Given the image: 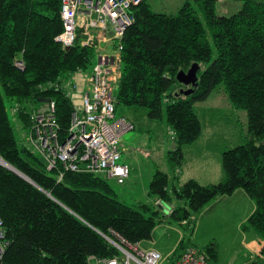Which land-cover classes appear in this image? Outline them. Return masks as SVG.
<instances>
[{
	"label": "trees",
	"instance_id": "trees-1",
	"mask_svg": "<svg viewBox=\"0 0 264 264\" xmlns=\"http://www.w3.org/2000/svg\"><path fill=\"white\" fill-rule=\"evenodd\" d=\"M191 1L176 14L156 12L147 0L135 9L136 21L122 39L117 100L147 108L154 120L166 110L176 144L171 159L180 167L184 147L202 133L194 103L223 84L232 103L249 116L247 142L222 153L224 180L203 185L189 179L179 187L174 182L171 189L169 175L157 170L149 191L156 200L184 201L168 216L190 228L197 220L194 212L245 191L254 210L244 229L264 240V1L235 0L243 7L231 16L218 14V0H194L197 6ZM60 9L61 0H0V157L33 181L0 164V215L9 240L5 264H88L93 255L114 257L120 252L106 239L114 231L140 243L151 239L163 221L158 209L146 204L140 211L120 201L100 174L67 171L59 181L57 170L49 171L29 147L18 145L4 96L18 103L16 111L28 130L34 107L55 100L60 134L66 137L74 106L64 86L96 61L94 47L82 45L80 38L70 47L57 41L64 28ZM20 60L24 69L16 65ZM194 64L197 87L186 95L192 85L179 82L177 75ZM24 103L35 105L29 112ZM183 240L169 260L190 246ZM204 252L210 261L215 256L212 246Z\"/></svg>",
	"mask_w": 264,
	"mask_h": 264
},
{
	"label": "rangeland",
	"instance_id": "rangeland-1",
	"mask_svg": "<svg viewBox=\"0 0 264 264\" xmlns=\"http://www.w3.org/2000/svg\"><path fill=\"white\" fill-rule=\"evenodd\" d=\"M147 1L154 11L168 14H176L186 2V0ZM191 2L197 6L194 0ZM242 7V1L218 0L217 12L220 15L231 16ZM208 40L213 49V58H215L216 49L210 32ZM108 49H112V46H108ZM65 89L68 90V87L66 86ZM114 95H118V87L115 88ZM4 101L14 126L18 145L21 148H30L26 140L27 125L20 119L16 111L18 103L6 96H4ZM21 105L30 112L35 104L24 103ZM194 108L202 123V133L196 145H186L184 149L186 147L193 149V146H196L193 149L195 154L199 152L206 154L207 151L209 153L203 157L205 167L203 164L198 165L197 163L184 167L185 177L197 174L198 170L202 168V175L199 174L200 181L204 184L208 182L216 184L225 178L222 153L247 142L249 116L245 108L236 107L232 103L223 84L219 85L207 99L194 103ZM75 109L80 110L81 107L75 103ZM116 116L126 118L136 126L135 130L127 134L131 138L125 140L126 144L122 143L123 158L119 162L131 158L137 166V171L134 173L135 175L132 172V177L124 184H119L116 179H110L104 174H100V176L108 181L118 199L123 203L140 211H142V206L147 204L160 210V214L164 215L163 221L152 232L153 239L144 242L152 244L160 251L168 252L176 239L184 238L183 241L186 245L197 247L202 251H206L209 246L214 247L215 256L211 259L212 264H249L252 256L247 242L251 239H258V234L252 229H244V225L248 226L250 209H253L252 206L248 207L250 203L246 204L248 200L234 196L232 199L228 197L226 202H221L218 205H215L213 201L199 212L193 213L197 217L193 228L183 226L168 215L173 205L184 206V201L175 199L173 204L164 201L157 203L156 196L151 195L149 191L157 170L169 175V184L172 189L174 182L178 184V172L182 167L181 165L180 167L175 166V162L171 159V152L175 150L176 144L167 122L166 110L162 119L154 120L149 117L148 109L145 107L127 106L116 102ZM188 159L186 156V162ZM182 165H184L183 162ZM185 177L181 178L180 184L186 182ZM209 208L212 209L209 210ZM163 259L166 260L164 257Z\"/></svg>",
	"mask_w": 264,
	"mask_h": 264
},
{
	"label": "built area",
	"instance_id": "built-area-1",
	"mask_svg": "<svg viewBox=\"0 0 264 264\" xmlns=\"http://www.w3.org/2000/svg\"><path fill=\"white\" fill-rule=\"evenodd\" d=\"M142 0H61L60 15L63 31L57 41L70 47L85 35L84 46H94L91 29L110 30L116 40L115 49L99 56L92 72L85 76L88 88L68 94L74 109L66 133L62 137L57 117V103L47 100L34 113L33 125L27 134L30 150L37 154L49 171L59 172V181L65 172L104 174L124 184L130 176V167L120 163V143L135 130L133 122L116 116V84L122 73V39L126 29L135 23V9ZM20 69L23 61H16ZM77 101L75 102V100ZM77 103L81 109H75ZM1 196V195H0ZM107 241L120 253L109 258L90 256L88 264H212L206 252L188 246L181 255L164 261L156 249H143L114 231ZM9 245L7 231L0 215V264L4 263Z\"/></svg>",
	"mask_w": 264,
	"mask_h": 264
},
{
	"label": "crops",
	"instance_id": "crops-1",
	"mask_svg": "<svg viewBox=\"0 0 264 264\" xmlns=\"http://www.w3.org/2000/svg\"><path fill=\"white\" fill-rule=\"evenodd\" d=\"M81 32L82 31L79 32V36L78 37L80 38V41L82 43V41L85 39V35L82 34ZM91 33L94 36L95 44H94V46H89V47H94L95 53H96V61H95V63L93 64V66L90 68V70L88 72H83V71L76 72L75 75L68 81V83L64 86V87H66V86L68 87V90H67L68 94H71V93H73L75 91L76 92L77 91H82V90L85 91L88 88V84H87V81L85 80L84 77L88 76L92 72V69H93L94 65L97 63L98 58H99L100 55L105 54V53L106 54L111 53L116 47V40L113 38V32L112 31H110V30L104 31L102 29H91ZM108 46L109 47L112 46V49H108ZM19 59H21V58H19ZM117 86H118V83L116 84V87ZM116 98H117V96H116ZM45 102L41 103V105L44 104ZM117 102H118V100H117ZM41 105L40 104L36 105L34 107V109L36 107H38L37 109H39V107ZM37 109H35V112H36ZM135 129H136V126H135ZM28 132H29V130H28ZM28 132H27V134H28ZM130 138H131V136L128 137L127 135H125L123 137V140L120 143V150H121V158H120V160H122V158H123L122 157V149H121L122 143L126 144L125 140L126 139H130ZM26 139H27V135H26ZM197 141L198 140H196L193 143V145H196ZM190 145L192 146V144H190ZM195 147L196 146H193V149ZM193 149L189 148V147L188 148L186 147L184 149V161H183L184 165H182V167L180 168V170L178 172L179 173V177L177 178L178 179V184H177L178 187L182 185V184H180V182L182 181L181 178L185 177V173H184L185 172V168L184 167H187L188 165H191V164H194V163H197L198 165H202L203 164L204 167L206 166L204 161H203V157L207 156V154L209 152L207 151L206 154L202 153V152H199V153L195 154L193 152ZM130 156H131V154H130ZM186 156H188V158H189L187 160V162H186ZM121 163L127 164L130 167V176L127 179V181H128L132 177V172H133V174L136 173L137 166H136V164L134 163V161L131 158L127 159V161L125 160L124 162H121ZM202 170H203L202 168H200L198 170V173H197L198 175L195 174V175H191L190 177H185L186 181L189 180V179H196L197 181H199L203 185L212 184L210 182H208L207 184H204L203 182L200 181L201 179H199V176H200L199 174L202 175V173H201ZM224 176H225V173H224ZM183 184H184V182H183ZM234 196H238L239 198H242L244 200L247 199L249 201V202L247 201L246 204L250 203L248 205V207L252 206L251 208H253V209H250V214H251L252 211L254 210V201L245 191L239 190V191L235 192L234 194H232L230 196L219 197V198H217L216 200H213V201H214L215 205H218L221 202H226L225 200L228 197H230V199H232V197H234ZM252 201H253V205H252ZM156 202L160 203L161 200H156ZM209 204H207V205H209ZM211 209L212 208H209V210H211ZM152 239H153V237L151 239H149V240L151 241ZM181 240H182L181 238L176 239L173 247L168 252L160 251L159 249L155 248L152 244H148V242H144V241L140 242L139 246L141 248H143V249H156V250H158L159 252H161L163 257L166 259L165 261H168L169 258H171L173 256V254H174L175 250L177 249V247L179 246ZM247 246L250 248L251 256H252L250 261H249L250 262L249 264H264V250H263L264 249V240L260 239V237L258 236V239H251V241L247 242Z\"/></svg>",
	"mask_w": 264,
	"mask_h": 264
},
{
	"label": "water",
	"instance_id": "water-1",
	"mask_svg": "<svg viewBox=\"0 0 264 264\" xmlns=\"http://www.w3.org/2000/svg\"><path fill=\"white\" fill-rule=\"evenodd\" d=\"M198 65L194 64L188 72L185 71H180L177 75V79L179 82L185 84L186 86L192 85V88L186 90L184 93L186 95L192 94L195 90V88L197 87V81H198V68L196 67ZM0 164H2L3 166H5L6 168H8L9 170L15 172L16 174L22 176L23 178H25L26 180L30 181L33 183V181H31L27 176H25L23 173H21L18 169H16L15 167H13L12 165H10L9 163H7L5 160H3L0 157Z\"/></svg>",
	"mask_w": 264,
	"mask_h": 264
}]
</instances>
